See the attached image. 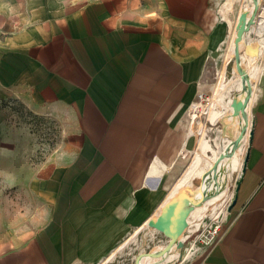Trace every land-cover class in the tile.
I'll use <instances>...</instances> for the list:
<instances>
[{"label": "crops", "instance_id": "crops-1", "mask_svg": "<svg viewBox=\"0 0 264 264\" xmlns=\"http://www.w3.org/2000/svg\"><path fill=\"white\" fill-rule=\"evenodd\" d=\"M224 1L0 0V178L24 199L0 212V264H99L157 211ZM252 111L230 219L166 264H264V74Z\"/></svg>", "mask_w": 264, "mask_h": 264}, {"label": "bare ground", "instance_id": "bare-ground-1", "mask_svg": "<svg viewBox=\"0 0 264 264\" xmlns=\"http://www.w3.org/2000/svg\"><path fill=\"white\" fill-rule=\"evenodd\" d=\"M231 1L235 2V0ZM250 3H247L244 6V15L240 17H243L244 20H248L253 23V21L256 19V10L260 6V0H252ZM260 13L259 26L257 28L259 34L258 40L255 41L245 32H242V35L238 40L236 37L238 32L240 33L241 30L239 29V31L238 29H235L234 24L232 27L230 26V32L229 34L227 33L225 35L222 43L226 60H228L232 55H236L238 57V62H246L248 67L246 72L240 73L238 75L239 77L236 76V81H232L234 86L241 90V94L238 93V95H234L231 98L227 96V91L230 86H232V84L229 85L231 80L227 81L225 84H222V82L215 84L212 89L213 94L210 96L209 104H204L201 101H194V103L189 107V110L191 111L190 114L195 119L194 122L197 123L195 127L191 128V134L196 131H203L204 121L202 120V117L204 114H208V118L215 122L223 112L225 108L224 106L229 105V102L232 104L233 113L237 112V103L241 97L244 99L247 105L246 109L251 114V106L257 96V90L254 89L252 80L255 81L264 72V7H262V12ZM221 73L222 70L219 71V74ZM229 106H227V110ZM232 119L237 127L236 138L238 143H240L238 151L240 154H242L244 151V145L248 142V139L251 135L253 121H251V118L247 119L248 122H246L247 124L245 126V130L243 131L238 128L240 117L237 115L233 118H230V120ZM241 140L245 141V143L243 142V144ZM186 146L187 140L185 141L184 148ZM233 148L234 143H229L227 145L224 144L223 149L216 150L212 147L207 136H202L199 147L200 152H198L196 158L197 162L191 165L184 172L181 178L177 181L175 189L169 196V200L171 201L173 207L187 215V224L182 228L181 234H179V241H183L192 231L198 229L202 225H204L206 228L207 223L204 219L205 213L214 202L216 204L213 205L212 210H210L212 212H210L211 216L217 220H219L218 218H225L227 216V210H225L224 204L225 201L230 197L228 183L231 174L235 171L236 173H239L243 165L242 156L240 158L239 156L235 157L232 155L231 152ZM209 149H212L213 151L212 156H208L207 152ZM224 156H226L227 159ZM222 160H224V165L221 164ZM164 168H167V166H163V169ZM198 178H201L202 180L201 186L196 184V179ZM223 198L225 199L219 202ZM198 243V240H196L190 247L195 248L197 247ZM194 251L195 250H193V252ZM178 254V244H173L170 240L168 243L156 246L151 253L147 254L141 259L140 264H166L168 261L174 260ZM189 255L190 254H188V256Z\"/></svg>", "mask_w": 264, "mask_h": 264}, {"label": "rangeland", "instance_id": "rangeland-1", "mask_svg": "<svg viewBox=\"0 0 264 264\" xmlns=\"http://www.w3.org/2000/svg\"><path fill=\"white\" fill-rule=\"evenodd\" d=\"M231 3H227V2ZM252 0H235V2H232L231 0H225L223 3V12H224V17L223 19L227 23V31L226 34L230 32L231 27L235 24V29H240L241 32L247 33L248 36H250L252 39L255 41L258 40L259 34H258V26H259V15L262 12V7H264V0H260V6L256 10V19L251 23L248 20H244L243 17H240L244 15L243 8L247 3H250ZM226 3V4H225ZM230 4V5H229ZM252 4V3H250ZM233 5V6H232ZM229 7V8H228ZM228 8V9H227ZM232 9V10H231ZM232 18H231V17ZM231 18V19H230ZM233 19V20H232ZM231 20V21H230ZM236 20V23H235ZM239 20V21H238ZM229 21V22H228ZM249 22V23H248ZM246 24V25H245ZM231 26V27H230ZM248 29V30H247ZM239 30V31H240ZM245 30V31H244ZM242 33L240 34L238 32L237 39L241 37ZM224 47L222 45L208 53L207 56V61H206V66L204 67V77H203V82H202V90L200 91V94L204 95V101L200 100L197 98L195 101H201L204 104H209L210 102V96L213 94V86L215 84H218L222 82V84H225L227 81H230V88L227 91V96L228 97H233L234 95L241 94V90L238 87L234 86V81H236L238 75L240 73H244L247 70V65L246 62L239 63L238 62V57L236 55H232L228 60L225 59L224 56ZM225 59V60H224ZM227 63V64H226ZM222 70V73L219 74V71ZM264 72L260 75L258 79L255 81L252 80V83L254 85V89L258 90L261 88V83H262V77H263ZM237 76V77H236ZM223 78V79H222ZM235 79V80H234ZM233 81V82H232ZM212 87V88H211ZM232 87V88H231ZM258 87V88H257ZM237 88V89H236ZM257 88V89H256ZM240 100V101H239ZM238 103H237V112L233 113L232 110V104L229 102L227 106H224L223 112L220 114V116L217 118L215 122L210 120L208 118V114H204L202 117L204 121V128L203 131H196L191 134V128L195 127L197 125L196 122H194L193 116L190 114L191 111L188 110L186 113V118L189 120V125H190V133L187 132L185 135V140H187V147L193 148V153L189 157V160L186 161V167L184 168L183 171V162L176 161L174 167L171 169V173H173L176 177L175 183L172 185L170 191L166 195L164 201L161 203L157 211L151 216V218L139 229H137L135 232L131 233L122 243L119 247H117L116 250H114L106 259H104L101 263L99 264H140L141 259L146 256L147 254L151 253L154 248L158 245L168 243L171 238L164 233L162 230L158 229L155 226V223L158 221V219L164 214L165 209L167 207H171L170 211L176 210L178 211L173 205L171 204V201L169 200L170 194L173 192L175 189V186L177 184V181L181 178V176L184 174V172L194 163L197 162V154L200 152V140L203 135L207 136V138L210 140V143L212 147L216 150L223 149L224 144L227 145L229 143H234V148L232 150V155L235 157L239 156L243 159L246 155L247 151V145L248 142L244 145V151L242 154L238 151L239 144L238 140L236 138V124L234 123L233 119L230 120V118H233L235 116H239L240 120L238 123V128L240 130H245L246 122L247 119L251 118L252 120V109H251V114L249 111L246 109L247 105L244 101V99L241 97L239 98ZM254 104V102H253ZM253 104L251 108L253 107ZM193 119V121H192ZM241 121V122H240ZM37 131H40L41 136H40V142L41 143H48V145L53 144L55 139H56V131L54 129L53 124H48V123H41L39 124V121L36 119L35 121ZM194 124V125H193ZM36 131V132H37ZM192 135V136H190ZM190 136V137H189ZM189 139V140H188ZM192 140V144H188L189 141ZM242 141V140H241ZM245 143V141H242V143ZM243 143V144H244ZM193 144H195L193 146ZM189 145V146H188ZM45 152V149H41V153L43 154ZM208 156L213 155L212 149L208 150ZM181 155V154H180ZM226 157V156H224ZM223 157V158H224ZM227 159V157H226ZM221 164L224 165V160L221 161ZM225 167V166H224ZM226 169V167H225ZM238 175V173L233 172L231 174L229 183H228V190L230 193V197L225 201V210H227V216L225 218L221 217L218 218L220 221L229 220L230 219V205H231V197H232V189L234 187L235 183V177ZM228 180V179H227ZM196 184L199 186L202 185V180L201 178L196 179ZM225 198L221 199L219 202L223 201ZM24 199L23 197L17 192V189L11 186H8L5 183V180L0 178V212L5 210L6 208L12 206L14 203H20L23 204ZM218 202V203H219ZM216 203L214 202L209 209H207V212L205 213V221L207 223L206 228L204 225L203 227V232H205L211 221L213 223L215 221H219L217 219H214L211 216V211L213 205ZM211 212V213H210ZM180 214L179 216V221L178 223L180 224V227L183 228L187 224V215L184 212L178 211ZM229 217V218H228ZM182 232V230H181ZM180 232V234H181ZM201 237V235H198V239ZM179 236L176 240L178 243ZM193 240H188L186 241L182 247H179V251L181 250V254H184L185 250L191 245ZM127 243V244H126ZM123 246V247H122Z\"/></svg>", "mask_w": 264, "mask_h": 264}, {"label": "water", "instance_id": "water-1", "mask_svg": "<svg viewBox=\"0 0 264 264\" xmlns=\"http://www.w3.org/2000/svg\"><path fill=\"white\" fill-rule=\"evenodd\" d=\"M242 32L240 31V34ZM171 207H167L165 209L164 214L158 219V221L155 223V226L162 230L164 233H166L170 238H171V242L177 243L176 240L179 236V231L180 229L175 228V220L176 222L179 221V216L180 214L178 213V211L176 210H172L170 211ZM178 247H182L183 246V241H178Z\"/></svg>", "mask_w": 264, "mask_h": 264}, {"label": "built area", "instance_id": "built-area-1", "mask_svg": "<svg viewBox=\"0 0 264 264\" xmlns=\"http://www.w3.org/2000/svg\"><path fill=\"white\" fill-rule=\"evenodd\" d=\"M198 98L204 101L203 94H199ZM192 153H193L192 149L184 148L181 152L180 159L186 160L190 157ZM221 223L222 222L220 221L216 222L205 234L201 235L200 241H202V243H210L215 238V236L218 234L221 228Z\"/></svg>", "mask_w": 264, "mask_h": 264}]
</instances>
